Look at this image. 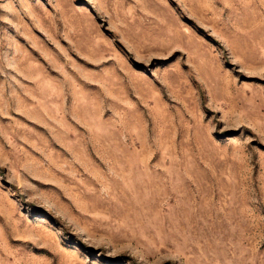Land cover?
<instances>
[{
	"label": "rangeland",
	"instance_id": "rangeland-1",
	"mask_svg": "<svg viewBox=\"0 0 264 264\" xmlns=\"http://www.w3.org/2000/svg\"><path fill=\"white\" fill-rule=\"evenodd\" d=\"M0 264H264V0H0Z\"/></svg>",
	"mask_w": 264,
	"mask_h": 264
}]
</instances>
